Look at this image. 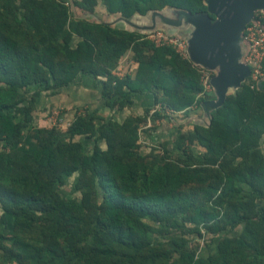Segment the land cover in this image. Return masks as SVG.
Wrapping results in <instances>:
<instances>
[{
    "label": "trees",
    "instance_id": "16d2710c",
    "mask_svg": "<svg viewBox=\"0 0 264 264\" xmlns=\"http://www.w3.org/2000/svg\"><path fill=\"white\" fill-rule=\"evenodd\" d=\"M99 2L123 20L165 8L206 12L205 0L73 3L95 14ZM128 51L135 73L118 77ZM79 75L104 78L98 82L109 111L148 94L155 110L119 123L81 108L65 132L29 128L28 88L56 95ZM203 94L200 71L173 46L72 17L66 0H0V264H264V91L247 79L206 123L179 126L175 159L170 150L140 151L142 123L187 116ZM74 174L79 197L63 196L59 188ZM237 228L207 257L175 239Z\"/></svg>",
    "mask_w": 264,
    "mask_h": 264
},
{
    "label": "rangeland",
    "instance_id": "374dc122",
    "mask_svg": "<svg viewBox=\"0 0 264 264\" xmlns=\"http://www.w3.org/2000/svg\"><path fill=\"white\" fill-rule=\"evenodd\" d=\"M67 4L70 7V12L72 17L76 18H90L93 21L105 22L109 23L111 26L123 28L129 31H134L143 35H146V38L152 39L157 41L154 37V33L158 32L164 37H169L170 34L167 31H170V27L167 26L166 22H170V14L172 15V20L175 19L178 11H169L168 9H163L161 11L154 12L156 14H149L148 16H132L130 19L123 20L121 16L118 14L110 15L105 12L104 6L101 5L99 2L98 5L95 7V14H81L79 10H77L76 6L74 5V0H66ZM100 1V0H98ZM100 5L104 9H99ZM160 15V16H158ZM166 18V20L164 19ZM77 39L71 40V46L75 47L77 43ZM158 44L157 42H155ZM160 45V44H159ZM133 52L128 51L121 59L118 77H124L126 74H130L131 76L134 75L136 64L133 61ZM115 75V71L113 72ZM104 80V78L102 79ZM42 87H29L28 88V95L27 99L33 98V106L31 108L32 114V121L29 123V128H36V127H58L63 132L66 131L72 118L66 114L64 106L61 103L53 102V98L55 95H51L50 90L48 91H40ZM39 91V95L34 98L32 93ZM200 110L196 111L195 113H199ZM76 112H74L75 114ZM174 119V121H173ZM170 122V119L166 124V127H162L161 136L158 134V128L160 126V120H156L154 122L149 121V119L140 125L138 128L139 131V140L138 144L140 145V151L143 153H148L150 150H156L157 153L162 154L165 150H170L172 152V158L175 159L176 155L179 156L181 154V150L178 149L177 143L179 141V136L177 135L176 129L179 126H184V130H191L192 126L186 123V119L184 117H175ZM172 124V125H171ZM88 141V148H91L92 142L91 140ZM1 146V142H0ZM195 153H201L203 151L202 148L192 145L191 147ZM77 179L76 174L70 176L67 179L65 185L59 188V192L66 197L71 198H78L79 193L75 192L74 184ZM100 195V193H99ZM101 199V198H100ZM260 203L264 205V196L260 200ZM2 214V207L0 206V216ZM148 223H151L148 221ZM153 224V223H152ZM239 229H235L227 234L221 233L218 236H210L204 230H201V237H196L192 234L183 231L175 236V239L182 240L185 242L186 245H190L196 252L197 257H207L210 255H215L218 252V249L222 246L220 242L223 238L228 237H237ZM195 237V238H193ZM191 242V243H190Z\"/></svg>",
    "mask_w": 264,
    "mask_h": 264
},
{
    "label": "crops",
    "instance_id": "0c3cea01",
    "mask_svg": "<svg viewBox=\"0 0 264 264\" xmlns=\"http://www.w3.org/2000/svg\"><path fill=\"white\" fill-rule=\"evenodd\" d=\"M204 5L206 7V12L204 14H206L207 17L201 16L202 18L199 19V23L201 25H206L208 23V18L210 19L209 23H215L217 18L214 15L208 14L205 2ZM99 9H103L101 5ZM171 11L173 12L172 9L170 12ZM258 11H261V9L256 10L255 13ZM171 18L172 15L170 14V23L178 22V14L175 19L172 20ZM193 32L194 27L188 21L183 20L182 24L177 27L170 24V36L178 37L186 44V59L189 60L192 65L197 67L200 73L203 71L207 76L206 85H204L201 76V80L204 85V94L202 95L204 103L200 106L190 108L187 116H185V112L173 114L170 117V122H173V118L175 117H184L187 124L195 121L206 123L209 120V112L215 107H218L227 96L235 94V92L249 78L250 73L247 74L245 68L249 71L250 69L244 61L245 45L241 33L236 37L233 50H229L227 53L224 52L225 55L218 56V58H216L217 62L213 66L206 67L192 61L190 58L188 51V39L191 38ZM201 48L204 49V52L207 54V59L213 60V48L208 49L206 44H202ZM213 50L214 52H219L218 48H214ZM233 57H235V62H233ZM99 80L102 79L100 78ZM99 80H95L88 75H79L69 86L63 87L59 90V92L54 96L53 102L55 101L56 103H61L65 107V110L63 111H66L68 117L70 116L72 119L75 115L74 112L81 108H86L91 115H100L105 119L112 118L114 121L119 123L130 115L142 117L147 109H150V114L154 112L153 97L150 94L134 96L132 98V103L121 111L107 110L101 96L102 87L98 82ZM257 87L264 91V81L259 83ZM198 110H200V112L195 113ZM167 119H160V126L158 128V134L160 136L163 134L162 127H166V121H168ZM96 122L99 123L100 121L96 120ZM76 139L79 140V138ZM83 142L85 148L88 149V141L83 139ZM99 145L101 149L106 148L104 142H99Z\"/></svg>",
    "mask_w": 264,
    "mask_h": 264
},
{
    "label": "water",
    "instance_id": "95a60500",
    "mask_svg": "<svg viewBox=\"0 0 264 264\" xmlns=\"http://www.w3.org/2000/svg\"><path fill=\"white\" fill-rule=\"evenodd\" d=\"M208 14L214 15L217 20L215 23L201 25L199 19L206 14L192 15L187 11H178V22H166L174 27L180 26L182 21H188L193 27L194 32L188 39V51L192 61L202 64L206 67L213 66L218 56L225 55L224 52L233 50L236 37L241 33L248 22L253 18L256 10H264V0H206ZM174 11V10H173ZM156 14V13H152ZM160 16V15H158ZM164 19V18H163ZM166 20V18L164 19ZM170 34V31H167ZM202 44H206L207 48H218L219 52L212 49L213 60L207 59V54L201 48ZM235 62V57H233ZM246 73L250 71L245 68Z\"/></svg>",
    "mask_w": 264,
    "mask_h": 264
},
{
    "label": "built area",
    "instance_id": "2783aa9c",
    "mask_svg": "<svg viewBox=\"0 0 264 264\" xmlns=\"http://www.w3.org/2000/svg\"><path fill=\"white\" fill-rule=\"evenodd\" d=\"M158 44L173 46L179 55L186 58V44L178 37H164L160 36L158 32L154 33ZM242 38L245 45L244 61L249 66L250 74L249 80L256 86L264 81V10L255 13L253 18L245 26ZM120 69L115 71V75L119 74ZM116 75V76H117ZM201 76L204 85L207 84V76L202 71ZM167 113H170L167 111Z\"/></svg>",
    "mask_w": 264,
    "mask_h": 264
}]
</instances>
